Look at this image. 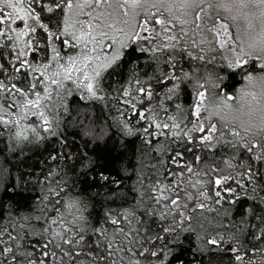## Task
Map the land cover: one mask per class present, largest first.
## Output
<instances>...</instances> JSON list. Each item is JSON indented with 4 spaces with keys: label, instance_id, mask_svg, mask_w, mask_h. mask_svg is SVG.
Masks as SVG:
<instances>
[{
    "label": "snow or ice",
    "instance_id": "obj_1",
    "mask_svg": "<svg viewBox=\"0 0 264 264\" xmlns=\"http://www.w3.org/2000/svg\"><path fill=\"white\" fill-rule=\"evenodd\" d=\"M0 264H264V0H0Z\"/></svg>",
    "mask_w": 264,
    "mask_h": 264
},
{
    "label": "rangeland",
    "instance_id": "obj_2",
    "mask_svg": "<svg viewBox=\"0 0 264 264\" xmlns=\"http://www.w3.org/2000/svg\"><path fill=\"white\" fill-rule=\"evenodd\" d=\"M238 9L234 6L233 7V9H232V11L233 12H236ZM251 18V17H250ZM238 23L242 26V28H243V26L245 25V23H246V20L244 19V17H243V11H241L240 12V17H239V19H238ZM257 31H258V23H257ZM257 33H256V31H252V30H249L248 31V33H247V37L248 38H251V37H253V36H255ZM244 83V81L242 80V82H241V84H243ZM240 84V85H241ZM239 85V86H240ZM239 86H237V88L239 87ZM236 88H234V90H235Z\"/></svg>",
    "mask_w": 264,
    "mask_h": 264
},
{
    "label": "trees",
    "instance_id": "obj_3",
    "mask_svg": "<svg viewBox=\"0 0 264 264\" xmlns=\"http://www.w3.org/2000/svg\"><path fill=\"white\" fill-rule=\"evenodd\" d=\"M242 82V79L237 75L233 77L228 83H229V90L232 91L234 88H237Z\"/></svg>",
    "mask_w": 264,
    "mask_h": 264
}]
</instances>
